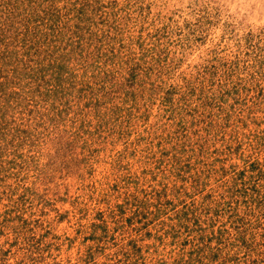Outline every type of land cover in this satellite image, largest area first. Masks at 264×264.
Returning a JSON list of instances; mask_svg holds the SVG:
<instances>
[{
  "label": "rangeland",
  "instance_id": "rangeland-1",
  "mask_svg": "<svg viewBox=\"0 0 264 264\" xmlns=\"http://www.w3.org/2000/svg\"><path fill=\"white\" fill-rule=\"evenodd\" d=\"M0 264H264V0H0Z\"/></svg>",
  "mask_w": 264,
  "mask_h": 264
}]
</instances>
